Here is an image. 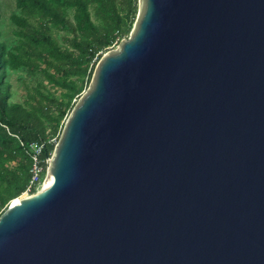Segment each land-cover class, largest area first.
Returning a JSON list of instances; mask_svg holds the SVG:
<instances>
[{
	"label": "water",
	"instance_id": "1",
	"mask_svg": "<svg viewBox=\"0 0 264 264\" xmlns=\"http://www.w3.org/2000/svg\"><path fill=\"white\" fill-rule=\"evenodd\" d=\"M0 264H264V0H139Z\"/></svg>",
	"mask_w": 264,
	"mask_h": 264
},
{
	"label": "trees",
	"instance_id": "2",
	"mask_svg": "<svg viewBox=\"0 0 264 264\" xmlns=\"http://www.w3.org/2000/svg\"><path fill=\"white\" fill-rule=\"evenodd\" d=\"M139 0H16L18 42L11 48L0 29V211L25 190L31 149L45 143L50 156L66 118L88 88L98 61L130 34ZM1 17V15H0ZM70 31L60 45L52 31ZM41 72L49 85L27 86L24 101H11L9 70ZM60 92V97L57 96ZM61 126V128H60ZM21 141L24 143L21 144Z\"/></svg>",
	"mask_w": 264,
	"mask_h": 264
},
{
	"label": "rangeland",
	"instance_id": "3",
	"mask_svg": "<svg viewBox=\"0 0 264 264\" xmlns=\"http://www.w3.org/2000/svg\"><path fill=\"white\" fill-rule=\"evenodd\" d=\"M16 11H18L16 0H0V29L2 32L1 40H4L10 48L16 45L18 42L17 30L19 29V27L13 22L11 18L12 14ZM52 34L59 41L60 45L65 47H67L68 44L64 40V37H72V33L70 31L59 32L54 29L52 31ZM116 46H118V44L112 45V47H110L106 52L114 49ZM6 81L9 82L12 86V97L10 99L11 101H24L26 97L27 86H35L37 85V83L49 85L41 72L30 74L25 68L18 70H9ZM56 94L58 97H60V92H57ZM78 99L79 97L73 98L72 103L75 101L77 102ZM65 120L66 118L63 120V123L65 122ZM55 137L56 135H53L50 137V139L52 140ZM12 202L13 200L10 201V203L4 208H2L0 214L4 212V210H6L12 204Z\"/></svg>",
	"mask_w": 264,
	"mask_h": 264
},
{
	"label": "built area",
	"instance_id": "4",
	"mask_svg": "<svg viewBox=\"0 0 264 264\" xmlns=\"http://www.w3.org/2000/svg\"><path fill=\"white\" fill-rule=\"evenodd\" d=\"M57 137L51 140V142H57ZM21 144L24 143L21 141ZM45 148V143H34L31 149V176L29 183L27 184L25 190L20 196L27 197L33 195L39 188L44 184L46 172H47V161L50 156L43 157V151Z\"/></svg>",
	"mask_w": 264,
	"mask_h": 264
},
{
	"label": "bare ground",
	"instance_id": "5",
	"mask_svg": "<svg viewBox=\"0 0 264 264\" xmlns=\"http://www.w3.org/2000/svg\"><path fill=\"white\" fill-rule=\"evenodd\" d=\"M44 190V184L39 188L38 191H36L33 195L34 196H39ZM22 197V196H21ZM21 197H18L17 199H15L12 203H16L17 201H19L21 199Z\"/></svg>",
	"mask_w": 264,
	"mask_h": 264
},
{
	"label": "crops",
	"instance_id": "6",
	"mask_svg": "<svg viewBox=\"0 0 264 264\" xmlns=\"http://www.w3.org/2000/svg\"><path fill=\"white\" fill-rule=\"evenodd\" d=\"M17 12V11H16Z\"/></svg>",
	"mask_w": 264,
	"mask_h": 264
}]
</instances>
